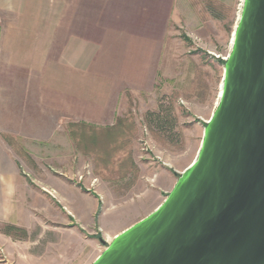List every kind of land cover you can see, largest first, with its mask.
<instances>
[{"label": "rangeland", "instance_id": "374dc122", "mask_svg": "<svg viewBox=\"0 0 264 264\" xmlns=\"http://www.w3.org/2000/svg\"><path fill=\"white\" fill-rule=\"evenodd\" d=\"M66 2L60 39L108 54L115 123L70 124L72 99L49 92L25 138H0V264H93L165 201L161 176L194 161L221 103L246 0Z\"/></svg>", "mask_w": 264, "mask_h": 264}, {"label": "water", "instance_id": "95a60500", "mask_svg": "<svg viewBox=\"0 0 264 264\" xmlns=\"http://www.w3.org/2000/svg\"><path fill=\"white\" fill-rule=\"evenodd\" d=\"M221 103L165 201L93 264H264V0H246Z\"/></svg>", "mask_w": 264, "mask_h": 264}, {"label": "crops", "instance_id": "0c3cea01", "mask_svg": "<svg viewBox=\"0 0 264 264\" xmlns=\"http://www.w3.org/2000/svg\"><path fill=\"white\" fill-rule=\"evenodd\" d=\"M66 9V0H0V138H25L33 128V101L40 106L35 112H45L49 92L72 99V106L62 108L71 113L68 123L114 125L108 120L115 111L112 77L105 69L108 54L80 36L60 39ZM54 49H59L56 59H52ZM36 123L42 128L41 122ZM161 177L165 190L171 192L177 172ZM81 209L76 205L74 212ZM94 210L93 205L91 213Z\"/></svg>", "mask_w": 264, "mask_h": 264}, {"label": "trees", "instance_id": "16d2710c", "mask_svg": "<svg viewBox=\"0 0 264 264\" xmlns=\"http://www.w3.org/2000/svg\"><path fill=\"white\" fill-rule=\"evenodd\" d=\"M222 61H224L222 63L224 65H226V60H222ZM148 115L155 118V121H156V124H157V128L160 131H165L166 130L167 124L164 122V119H162L159 114L157 115V114L149 113ZM170 129L173 130L174 129V125H172ZM11 229H18V228H11Z\"/></svg>", "mask_w": 264, "mask_h": 264}]
</instances>
